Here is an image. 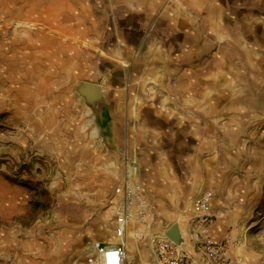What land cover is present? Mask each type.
Listing matches in <instances>:
<instances>
[{"label":"rangeland","instance_id":"1","mask_svg":"<svg viewBox=\"0 0 264 264\" xmlns=\"http://www.w3.org/2000/svg\"><path fill=\"white\" fill-rule=\"evenodd\" d=\"M55 1L0 0V264H82L96 242H116L119 203L131 167L154 217L149 227H127V264H147L153 238L166 237L174 223L188 237L199 194L189 199L185 211H156L143 178L148 155L132 142L133 135L143 134L136 125L145 119L155 123L153 109H161L172 114L166 132H173L174 123L183 130L181 125L191 123L184 110L198 108V101L187 103L181 95H127L135 132L129 143L116 146L101 118L109 101L103 95L90 102L79 90L83 82L97 84L91 80L104 70L91 65L93 55L102 58L101 45L92 37L63 34L70 24L84 21L64 23L55 15ZM224 71L223 109L264 129V84H247L246 77ZM205 102L207 107L216 104ZM145 137L147 144L148 132ZM195 140L186 138L190 149ZM241 220L235 221L241 238L233 250L246 244L252 229Z\"/></svg>","mask_w":264,"mask_h":264},{"label":"crops","instance_id":"2","mask_svg":"<svg viewBox=\"0 0 264 264\" xmlns=\"http://www.w3.org/2000/svg\"><path fill=\"white\" fill-rule=\"evenodd\" d=\"M55 5L64 23L84 21L63 34L92 37L101 45L102 58L91 59L92 67L104 69L91 80L109 101L101 118L118 147L131 141L136 126L143 132L132 142L148 155L143 178L156 211H185L193 195L210 189L213 210L222 213L215 234L226 235L236 220L246 219L252 228L246 250L232 251L250 264H264V129L223 109L220 93L224 69L246 77L247 84H264V0H56ZM127 95H181L187 103L198 101V108H186L191 123L181 125L183 130L174 123L171 135L168 110L153 109L155 123L132 124ZM207 100L216 104L207 107ZM189 135L196 139L191 149Z\"/></svg>","mask_w":264,"mask_h":264},{"label":"built area","instance_id":"3","mask_svg":"<svg viewBox=\"0 0 264 264\" xmlns=\"http://www.w3.org/2000/svg\"><path fill=\"white\" fill-rule=\"evenodd\" d=\"M215 194L206 189L196 198V211L188 223V237L182 244L169 237H154L150 245L147 264H250L240 254L233 253L239 244L238 225L231 226L225 236L215 234L221 212L213 210ZM119 231L123 224H152L153 206L143 194L136 174L126 176L119 203ZM259 216H263L259 212ZM118 231V232H119ZM128 249L120 236L114 243L96 242L87 251L82 264H127Z\"/></svg>","mask_w":264,"mask_h":264},{"label":"water","instance_id":"4","mask_svg":"<svg viewBox=\"0 0 264 264\" xmlns=\"http://www.w3.org/2000/svg\"><path fill=\"white\" fill-rule=\"evenodd\" d=\"M79 90L81 94L86 97L90 102L98 101L103 98L102 88L98 84H92L88 82H83L79 86ZM166 235L174 240L178 244H182L184 242V237L180 230L179 223H174L167 231Z\"/></svg>","mask_w":264,"mask_h":264},{"label":"bare ground","instance_id":"5","mask_svg":"<svg viewBox=\"0 0 264 264\" xmlns=\"http://www.w3.org/2000/svg\"><path fill=\"white\" fill-rule=\"evenodd\" d=\"M135 172H136L135 167H131L129 170V174L130 175L136 174ZM122 227H123V229L120 231V237L123 238V240L125 241L128 231L126 230V224H123ZM242 248H244V247L242 246ZM239 249H241V248H239Z\"/></svg>","mask_w":264,"mask_h":264}]
</instances>
